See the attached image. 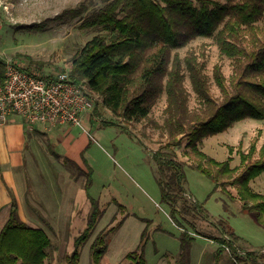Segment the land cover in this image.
Segmentation results:
<instances>
[{"label":"rangeland","instance_id":"374dc122","mask_svg":"<svg viewBox=\"0 0 264 264\" xmlns=\"http://www.w3.org/2000/svg\"><path fill=\"white\" fill-rule=\"evenodd\" d=\"M107 2L0 0V75H5L6 63L13 61L43 75L62 68L72 71L74 60L87 42L106 32L98 26H87L84 21ZM254 26L257 32L242 33L239 43L247 46L253 38H264V18ZM188 56H194L210 96L221 102L224 95L216 81L215 68L221 69L232 90L233 60L222 54L214 35H198L184 46L172 49V62L178 57L182 63L183 86L191 111L198 110L201 104L186 62ZM97 106L90 115L92 119L84 118V127L67 124L75 131H88L93 139L80 162L54 149L43 133L33 132L30 127L27 130L33 136L29 137L25 151L28 190L20 213L22 217L34 218V222L28 219V223L43 227L50 236L52 245L46 264H66L75 238L87 225L92 206L85 188L86 164L93 171L89 192L99 200L104 212L94 233L81 247L80 264H93L91 245L100 233L108 241L101 264H129L126 255L136 249L145 229L147 264H178L183 233L194 237L186 264H264V224L257 221L255 211H243L235 183L245 169L241 165V151L249 152L255 142L254 157H260L264 119L247 117L200 140L199 147L208 158L225 161L231 157L230 166L238 167L231 176H223L216 188L215 181L196 168L188 156L185 138L171 145L172 140L162 127L168 106L166 91L156 99L150 115L140 121L129 122L115 116L103 105L101 97ZM157 152L171 156L184 168L186 198L197 211H185L180 203L177 208L181 210L173 214L170 204L163 200L157 180ZM249 184L253 191L264 194V172ZM8 216V208L0 212V231ZM225 224L239 236L234 242L237 251L242 255L254 251V262H236L230 253L232 249L219 248V239L233 240Z\"/></svg>","mask_w":264,"mask_h":264},{"label":"trees","instance_id":"16d2710c","mask_svg":"<svg viewBox=\"0 0 264 264\" xmlns=\"http://www.w3.org/2000/svg\"><path fill=\"white\" fill-rule=\"evenodd\" d=\"M195 1L108 0L84 21L85 25L98 26L106 32L87 42L74 60L71 75L98 93L103 105L115 116L129 122L147 118L156 99L166 91L168 106L162 127L172 140L171 145L185 138L187 154L194 160L195 167L213 179L217 188L221 178L231 176L238 167L230 166L231 157L225 161L208 158L199 147L200 140L247 117L264 119V38H253L247 46L239 43L242 33L257 32L254 24L264 18V0ZM198 35H214L222 54L233 60L235 68L230 90L221 69L216 66L215 78L224 95L218 102L210 96L194 56L186 57L201 104L198 110L191 111L183 86L181 60L176 57L172 62L171 51ZM4 77L1 74L0 80ZM33 130L42 134L36 128ZM256 149L254 142L249 152L241 151V165L245 169L235 183L243 211H255L257 221L264 224V194L253 191L249 184L252 178L264 172V145L258 158L254 157ZM229 150L232 153V147ZM155 158L162 197L172 207L173 214L181 210L177 208L180 203L185 211L190 208L197 211L186 198L184 168L171 156H160L157 152ZM86 166L85 188L92 209L86 227L75 238L74 249L66 257V264H80L81 247L94 233L104 212L99 200L89 192L93 171L88 164ZM224 226L233 240L218 238L219 248L232 249L230 253L236 262H254V251L240 254L234 243L239 236L231 226ZM146 234L147 229L136 249L126 255L129 264H147ZM193 238L188 233L181 235L178 264L189 260ZM51 245V238L43 227L34 226L20 216L18 202L13 198L9 216L0 231V264H46ZM107 249L106 235L100 233L91 245L92 263L101 264Z\"/></svg>","mask_w":264,"mask_h":264},{"label":"built area","instance_id":"2783aa9c","mask_svg":"<svg viewBox=\"0 0 264 264\" xmlns=\"http://www.w3.org/2000/svg\"><path fill=\"white\" fill-rule=\"evenodd\" d=\"M6 65L0 80V122L20 115L32 129L36 125L84 127V117L95 111L101 97L87 83L78 82L69 68L42 75L14 61Z\"/></svg>","mask_w":264,"mask_h":264},{"label":"crops","instance_id":"0c3cea01","mask_svg":"<svg viewBox=\"0 0 264 264\" xmlns=\"http://www.w3.org/2000/svg\"><path fill=\"white\" fill-rule=\"evenodd\" d=\"M84 118L92 119L90 115ZM35 128L50 139L54 149L79 162L84 150L93 142L88 131H75L73 127L67 125L53 128L36 125ZM27 130L29 128L20 115L10 116L8 120L0 122V212L5 208L9 209L10 202L15 198L20 213V207L22 209L27 201L25 151L29 146V137L33 136L30 132L27 134ZM30 140L34 139L31 137ZM20 216L22 217L21 213ZM27 216L28 218H22L27 222H29L28 219L34 220Z\"/></svg>","mask_w":264,"mask_h":264}]
</instances>
